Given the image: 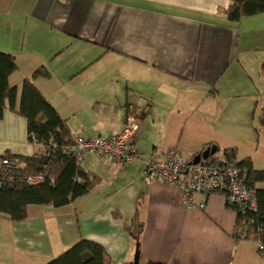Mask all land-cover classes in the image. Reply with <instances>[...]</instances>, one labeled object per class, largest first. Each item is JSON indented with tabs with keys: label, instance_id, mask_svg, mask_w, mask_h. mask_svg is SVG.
I'll return each instance as SVG.
<instances>
[{
	"label": "crops",
	"instance_id": "0c3cea01",
	"mask_svg": "<svg viewBox=\"0 0 264 264\" xmlns=\"http://www.w3.org/2000/svg\"><path fill=\"white\" fill-rule=\"evenodd\" d=\"M230 1L0 0V50L18 67L0 156L45 153L18 112L26 80L71 137L140 121L131 163L86 154L80 167L98 178L89 193L63 207L29 204L21 222L0 213V264H48L83 239L110 264H133L140 231V264H263L255 242L235 240L237 214L222 195H197L205 208H190L178 188L144 175L172 148L190 160L213 145L218 158L234 149L264 171V12L233 21Z\"/></svg>",
	"mask_w": 264,
	"mask_h": 264
},
{
	"label": "trees",
	"instance_id": "16d2710c",
	"mask_svg": "<svg viewBox=\"0 0 264 264\" xmlns=\"http://www.w3.org/2000/svg\"><path fill=\"white\" fill-rule=\"evenodd\" d=\"M263 12L264 0H231L226 14L229 19L240 21L245 16ZM17 69L15 58L0 50V120L7 101L10 108L16 110L17 89L10 87L9 77ZM18 112L28 121L29 140L42 144L45 147V153L33 157L3 155L0 156V160L8 157L21 163L25 174L44 175L47 178L39 185L0 190V213L8 215L14 221L21 222L27 219L29 204L66 206L76 198L89 193L97 184L98 178L81 169V165L73 155L63 152L62 148L71 142L70 130L66 121L37 90L32 80H26L24 83ZM261 123L264 127V107L261 112ZM217 154L218 152L214 156ZM225 157V160L237 161L234 149L226 150ZM239 165L248 171L251 186L255 187L256 183L264 182V171L254 170L250 159ZM256 190L258 212L246 216L237 214V227L246 221L250 232L262 230L260 238L264 240V190ZM140 233L141 231L133 234L134 240L139 245L141 243ZM48 264H110V258L102 246L83 239Z\"/></svg>",
	"mask_w": 264,
	"mask_h": 264
},
{
	"label": "built area",
	"instance_id": "2783aa9c",
	"mask_svg": "<svg viewBox=\"0 0 264 264\" xmlns=\"http://www.w3.org/2000/svg\"><path fill=\"white\" fill-rule=\"evenodd\" d=\"M139 122L137 116L130 115L122 132L94 139L75 136L62 150L65 154L73 155L80 165L86 154L93 153L111 159L119 166H124L138 156L135 134ZM144 175L148 182L159 179L178 188L182 193V200L190 208H205V202H197V195L205 197L222 195L227 206L236 214L246 216L258 212L257 190L249 183L248 171L237 161H228L214 156L194 164L193 160L186 159L180 150L172 148L163 160L148 163ZM46 180L44 175L25 174L23 165L15 160L8 157L0 160V190L39 185ZM249 228L246 221L237 227L235 240L238 242L248 239L256 240L258 253L264 259V240L260 238L262 230L250 232Z\"/></svg>",
	"mask_w": 264,
	"mask_h": 264
},
{
	"label": "water",
	"instance_id": "95a60500",
	"mask_svg": "<svg viewBox=\"0 0 264 264\" xmlns=\"http://www.w3.org/2000/svg\"><path fill=\"white\" fill-rule=\"evenodd\" d=\"M217 152H218V147L216 145L208 147L202 154H199L193 158V163L197 164L201 160H207L210 157L214 156ZM133 264H140V245L139 244H137Z\"/></svg>",
	"mask_w": 264,
	"mask_h": 264
},
{
	"label": "rangeland",
	"instance_id": "374dc122",
	"mask_svg": "<svg viewBox=\"0 0 264 264\" xmlns=\"http://www.w3.org/2000/svg\"><path fill=\"white\" fill-rule=\"evenodd\" d=\"M259 116H260V108L258 109V111H257V114H256V122H257V124L259 123ZM217 156H220L219 154L218 155H216L215 157H217ZM242 241H245V240H242ZM248 241H253V242H255L256 243V245H257V250H258V243H257V241L256 240H253V239H248ZM259 254V253H258ZM259 257L262 259V262H263V264H264V259H263V257L259 254Z\"/></svg>",
	"mask_w": 264,
	"mask_h": 264
}]
</instances>
